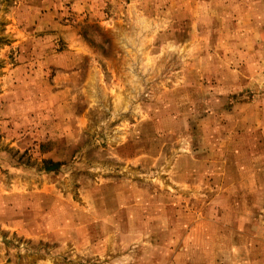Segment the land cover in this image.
Wrapping results in <instances>:
<instances>
[{
  "label": "rangeland",
  "instance_id": "374dc122",
  "mask_svg": "<svg viewBox=\"0 0 264 264\" xmlns=\"http://www.w3.org/2000/svg\"><path fill=\"white\" fill-rule=\"evenodd\" d=\"M0 264H264V0H0Z\"/></svg>",
  "mask_w": 264,
  "mask_h": 264
},
{
  "label": "trees",
  "instance_id": "16d2710c",
  "mask_svg": "<svg viewBox=\"0 0 264 264\" xmlns=\"http://www.w3.org/2000/svg\"><path fill=\"white\" fill-rule=\"evenodd\" d=\"M49 163L51 164V165H48V167H47V169H49V170L54 169L56 167V165H58V163H52V161H49Z\"/></svg>",
  "mask_w": 264,
  "mask_h": 264
}]
</instances>
